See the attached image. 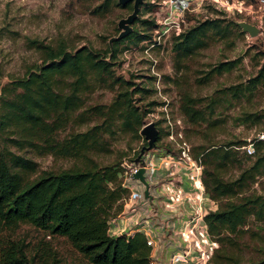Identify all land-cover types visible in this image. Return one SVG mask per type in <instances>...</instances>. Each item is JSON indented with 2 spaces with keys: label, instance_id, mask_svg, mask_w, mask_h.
Wrapping results in <instances>:
<instances>
[{
  "label": "trees",
  "instance_id": "1",
  "mask_svg": "<svg viewBox=\"0 0 264 264\" xmlns=\"http://www.w3.org/2000/svg\"><path fill=\"white\" fill-rule=\"evenodd\" d=\"M108 3L104 0L101 5ZM237 28L240 25L235 19L206 17L175 33L172 48L183 55L191 54L208 32L230 39ZM121 41L114 36L101 53L86 45L69 48L62 42L31 38L42 60L31 64L23 75L0 82V264H73L50 245L29 250L25 239L15 236L22 222L66 236L89 264H150V246L142 232H108L109 219L123 209L129 193L120 175L123 161L109 158L113 133L120 124L123 130L138 133L144 118L134 100V81L115 72ZM239 60H221L210 72L231 69ZM3 74L0 64V78ZM263 79L264 63L246 86L252 89ZM116 84L119 89L110 102L83 108L86 92ZM231 88L237 95L244 90L237 85ZM198 103L199 98L193 100L187 94L182 103L184 112L190 120H208L211 124V115ZM91 119L95 122L88 127L62 134L70 124ZM253 142L254 152L244 148L240 156L249 162L242 165L237 177L225 179L217 172L211 178L202 177L206 191L218 201L216 209L204 217L211 237L222 245L243 236L251 217L264 218V193L244 190L264 174V139L256 136ZM247 143L239 139L204 145V161L214 162L215 167L234 161L238 159L237 146ZM25 144L41 153L71 157L74 162L60 168H41L35 158L11 147ZM215 251L207 264H221L211 260ZM250 264H264V258Z\"/></svg>",
  "mask_w": 264,
  "mask_h": 264
},
{
  "label": "rangeland",
  "instance_id": "2",
  "mask_svg": "<svg viewBox=\"0 0 264 264\" xmlns=\"http://www.w3.org/2000/svg\"><path fill=\"white\" fill-rule=\"evenodd\" d=\"M101 4L104 0H0V64L4 70L0 82L23 75L31 64L42 60L40 50L30 43L31 38L62 42L69 48L86 45L104 53L121 30L119 19L132 11L133 0L128 3L109 0L106 6ZM206 17L248 20L260 26V32L251 35L240 26L232 38L223 39L210 31L191 54L183 55L172 48L175 33ZM132 25L134 34L130 32L120 38L114 68L116 74L134 81L131 88H135L133 96L143 112V124L155 121L159 133L154 146L142 152L148 144L141 132L143 124L138 133L117 125L109 158L126 164L144 154L152 165V176L159 174V164H163L159 157L167 156L171 161L181 157L187 164L195 159L201 165L202 177L211 178L215 172L225 179L237 177L242 165L249 162L245 157L240 159L244 145L237 146L238 159L217 167L212 161H204L202 148L212 142L253 141L264 129V79L252 89L246 86L264 63V0H143ZM145 33L146 37H141ZM107 54L110 58V53ZM237 57L240 60L231 69L210 72L221 60ZM231 85L244 90L240 89L237 95ZM117 89L119 84L96 86L85 93L83 108L110 102ZM187 94L193 100L199 98L198 106L211 115V124L208 120L188 118L182 107ZM94 122L91 119L83 124H70L62 134L84 129ZM11 147L35 158L41 168H60L74 162L71 157L41 153L26 144ZM244 190L264 193V174L258 175ZM246 228L243 236L228 245L214 240L219 252L216 255L215 251L211 260L250 264L263 259L264 218L251 217ZM16 235L25 239L29 250L50 245L73 264H89L64 235L29 222H22Z\"/></svg>",
  "mask_w": 264,
  "mask_h": 264
},
{
  "label": "built area",
  "instance_id": "3",
  "mask_svg": "<svg viewBox=\"0 0 264 264\" xmlns=\"http://www.w3.org/2000/svg\"><path fill=\"white\" fill-rule=\"evenodd\" d=\"M257 137L264 139V130ZM244 148L248 153H253L254 142L248 141ZM148 158H144L142 154L139 161L134 159L130 163H123L124 170L120 175L129 193L124 198L123 209L109 219V234L131 235L136 231L142 232L150 246V264H207L215 249L214 239L204 217L210 209L200 199L197 209L187 214L181 222L178 218L181 214L167 212V209L161 207V175L150 174L152 165ZM191 160L201 175V165L195 159ZM141 166L145 167L149 194L145 192L146 184L134 175ZM169 173L172 174L171 171ZM202 183L204 184L203 180ZM203 186L205 193H208L205 185Z\"/></svg>",
  "mask_w": 264,
  "mask_h": 264
},
{
  "label": "crops",
  "instance_id": "4",
  "mask_svg": "<svg viewBox=\"0 0 264 264\" xmlns=\"http://www.w3.org/2000/svg\"><path fill=\"white\" fill-rule=\"evenodd\" d=\"M159 157L161 175V192H163L162 206L167 212L181 214L179 221H183L187 214L197 209L201 199L206 208L213 210L218 206L208 193H205L201 175L198 173L195 163L190 160L187 164L177 157L176 160ZM169 171L172 172L169 173ZM159 186V187H160ZM161 203V202H160ZM204 205V206H205Z\"/></svg>",
  "mask_w": 264,
  "mask_h": 264
},
{
  "label": "water",
  "instance_id": "5",
  "mask_svg": "<svg viewBox=\"0 0 264 264\" xmlns=\"http://www.w3.org/2000/svg\"><path fill=\"white\" fill-rule=\"evenodd\" d=\"M121 3H128L132 0H119ZM143 0H133V8L130 13H128L126 16H123L119 19L118 25L121 28L119 33L115 35V38H122L125 35L129 34L133 30V25L132 22L135 20V18L138 15L139 8H140V3ZM238 24L242 27L243 30L248 31L251 35H256L257 33L260 32V27L251 21L248 20H238ZM141 132L144 134V136L148 139V144L145 145V147L142 149V152L146 148H151L154 146L156 143V139L159 133V128L156 125V122L151 120L143 124ZM140 156L136 158L137 161L140 160ZM145 167L141 166L137 172H135V177L140 178L145 184H146V189L145 192L146 194H149V183L146 180L145 177Z\"/></svg>",
  "mask_w": 264,
  "mask_h": 264
}]
</instances>
